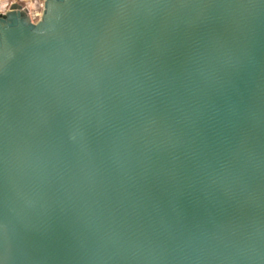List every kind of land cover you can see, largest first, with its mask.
Listing matches in <instances>:
<instances>
[{
	"label": "water",
	"instance_id": "95a60500",
	"mask_svg": "<svg viewBox=\"0 0 264 264\" xmlns=\"http://www.w3.org/2000/svg\"><path fill=\"white\" fill-rule=\"evenodd\" d=\"M0 264H264V0L1 13Z\"/></svg>",
	"mask_w": 264,
	"mask_h": 264
},
{
	"label": "built area",
	"instance_id": "2783aa9c",
	"mask_svg": "<svg viewBox=\"0 0 264 264\" xmlns=\"http://www.w3.org/2000/svg\"><path fill=\"white\" fill-rule=\"evenodd\" d=\"M16 1L18 2L17 4H20L23 7V9H25L28 12V15L32 23L37 24L41 20L46 0H16ZM12 4H9L7 2L4 10H9Z\"/></svg>",
	"mask_w": 264,
	"mask_h": 264
},
{
	"label": "rangeland",
	"instance_id": "374dc122",
	"mask_svg": "<svg viewBox=\"0 0 264 264\" xmlns=\"http://www.w3.org/2000/svg\"><path fill=\"white\" fill-rule=\"evenodd\" d=\"M4 0H0V13H4V12H7L8 10H2L1 8L3 7V5L1 4V2H3ZM7 2L9 3V4H12V3H14V2H16V3H18L16 0H7Z\"/></svg>",
	"mask_w": 264,
	"mask_h": 264
},
{
	"label": "bare ground",
	"instance_id": "6f19581e",
	"mask_svg": "<svg viewBox=\"0 0 264 264\" xmlns=\"http://www.w3.org/2000/svg\"><path fill=\"white\" fill-rule=\"evenodd\" d=\"M1 4L3 5V7L1 8L3 10L7 4V0H4L3 2H1Z\"/></svg>",
	"mask_w": 264,
	"mask_h": 264
}]
</instances>
